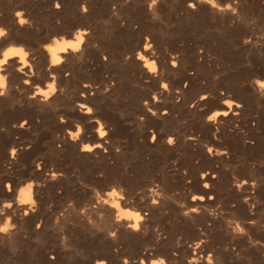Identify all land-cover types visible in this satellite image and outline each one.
<instances>
[{
    "label": "bare ground",
    "instance_id": "obj_1",
    "mask_svg": "<svg viewBox=\"0 0 264 264\" xmlns=\"http://www.w3.org/2000/svg\"><path fill=\"white\" fill-rule=\"evenodd\" d=\"M81 2L60 0L61 8L56 10L52 0H0V26L9 29L8 36L0 39V47L9 41L24 43L25 50L29 51L27 59L38 72L31 80L41 86L48 77L44 66L50 54L38 45L54 34L70 37L77 26L89 27L92 33L79 51L68 49L57 53L64 63L51 69L58 74L57 90L47 99L40 95L27 99L26 94L33 91L31 85H21L24 94H18L12 88L13 83L22 79L14 71L16 58L4 66L8 88L5 96H0V127L5 129L0 131V204L10 201L12 206L3 208L0 225L9 216L14 227L0 232V264H94L98 258L105 259L107 264H120V255L139 256L145 244H155L153 254L169 259L175 250L180 254L176 257L178 264H185L183 257L190 255L191 249L183 240L181 248L173 249L172 242L177 235L188 240L204 239L205 243L200 245L203 251L214 249V257L219 256L218 260L214 258V264H264V248L253 247L251 242L256 239L264 242V228L260 227L264 225V215H261L264 210V89L250 82L253 77L264 78V24L261 21L264 0H217L220 5L231 3L235 13L206 3L198 4L193 11L186 7V0H158L152 9L148 8L147 0H87L89 11L81 14ZM113 3L117 5L115 14L111 13ZM18 9H23L25 17L33 21L32 27L17 25L14 13ZM133 25L137 27L134 29ZM145 34L151 37L154 48L143 51V55L157 61L155 75L148 73L135 57ZM248 36L251 41L245 44L243 39ZM92 41L98 43V49L89 46ZM165 48L179 53L178 66L174 69L168 64ZM101 51L108 56L107 62L101 60ZM126 53H131L132 59L126 61ZM24 71H28L27 67ZM65 71L71 73L67 78ZM217 74L219 78L214 80ZM109 80L115 84L106 90L105 83ZM160 80L169 82L170 89L181 88L178 103L175 92H161L162 102L151 103V92L158 90ZM82 81L99 87L92 90L94 94L81 97L80 92L90 91L81 86ZM221 90L230 93L243 107L238 118L231 114L226 118L217 117L214 125L203 117L214 109L227 110L220 103ZM200 92H209L211 96L189 109L187 105ZM143 99H148L150 106L157 110L158 118L144 109ZM77 101L90 106L91 115L80 113L75 106ZM201 105L204 110L198 111ZM162 108L168 109V115L159 116ZM59 115H64L67 122L59 123ZM137 115L145 117L143 124L136 120ZM96 118L108 129L106 138L111 141L106 145L108 153L100 149L94 150L95 154L81 153L78 149L81 141H97ZM24 119L30 128L12 127ZM221 120L224 123L220 125ZM76 123L81 124L83 132L72 141L64 130L75 131ZM237 123L238 128L233 127ZM216 125L220 127L218 139L212 136ZM149 129L157 134L154 143H149ZM169 134L176 138L172 146L161 143ZM196 134L199 135L196 140L184 142V135ZM28 143L31 147L24 150L22 145ZM115 143L121 147L119 154L112 149ZM206 144L214 148L212 153L206 151ZM13 145L18 151L11 161L8 149ZM217 148H227L228 154H218ZM34 159L42 162L41 169H36ZM172 159L177 162L175 166ZM235 159L237 171L228 173L227 167ZM5 163L11 166L6 167ZM181 169L187 170L186 175ZM205 169L217 173L216 179L205 177L210 183L208 189L202 187L199 178ZM49 170L64 175L53 180ZM99 171L104 173L103 177L96 175ZM233 178L236 182L241 178H255L257 187L254 192L248 191L249 185L237 189ZM5 181L11 182V191L5 190ZM29 182L33 185L30 195L35 201L31 208L20 199L26 195L21 189ZM109 184H115L116 191L125 199L109 197L105 191ZM121 186L123 192H120ZM149 187L159 193L156 198L161 204L148 209L149 232L141 236L121 229L116 243L107 238L106 230L129 222L123 217L115 221L114 214L120 209H140L143 215L147 199L142 203L136 190L143 189L141 195L147 197ZM209 193L215 197L211 201L207 199ZM193 194H202L205 200L192 201ZM243 195H249V203L259 201L251 214L242 202ZM114 199L116 203L112 202ZM192 208L197 211H191ZM25 210L28 215L23 216ZM257 218L254 226L245 222ZM37 221L41 224L39 229L35 228ZM230 221L239 222L247 235L234 233V223ZM157 223L167 233V239L158 243L154 239L159 229L156 233L151 231ZM117 246L118 253L113 251ZM28 247L31 254L23 256L21 252ZM235 252H240V257ZM144 258L148 259L147 254ZM194 264H204V261H194Z\"/></svg>",
    "mask_w": 264,
    "mask_h": 264
},
{
    "label": "clouds",
    "instance_id": "obj_2",
    "mask_svg": "<svg viewBox=\"0 0 264 264\" xmlns=\"http://www.w3.org/2000/svg\"><path fill=\"white\" fill-rule=\"evenodd\" d=\"M158 3V0H147L148 8L152 9L154 5ZM200 3H206L210 5L213 8H218L221 10L224 9H230L233 13L236 12V8L232 7L231 3H225L223 5H220L217 3V0H186V7L191 10H196L197 5ZM52 7L56 10H59L61 8V3L60 0H52ZM117 9V5L113 3L111 5V13L115 14ZM79 11L81 14H86L89 11V8L87 6V0H82V2L79 5ZM14 15L16 16L17 20L16 23L18 26L23 27L26 24L29 27L33 26V21H30L27 17L24 15V10L23 9H18ZM57 24L60 23L59 18L56 21ZM123 24V21H121ZM137 25H133V28L135 29ZM39 31V28L36 29ZM9 34V29L0 26V39L6 38ZM91 29L89 27H80L77 26L74 29H72V35L69 37L63 33L60 34H54L48 39L46 42H42L38 45V47L44 51L45 53H49L50 57L47 60L46 65L44 66V71L48 73V77L43 81V86H41V83H33L31 80V77L33 75H37V69L33 66L32 63L27 59L29 56V51L25 50V44L24 43H17L14 41H9L6 43L3 47H0V96H5L6 89L8 88V73L5 72L4 66L8 64L9 60L12 58H16V64L14 66V71L21 74L22 79L18 83H13L12 88L16 90L18 94H24V88L21 87V85L24 86H29L31 85L33 91L30 93L26 94L27 99H34L37 95H40L43 99L49 98L54 92H56V81H57V73L53 72L51 69L53 67H58L62 63H64V60L61 56L57 55V53L65 52L68 49H71L73 52H77L81 49L82 45L85 44V38L91 36ZM251 41V37H245L243 39V42L245 44L249 43ZM90 47L93 48H99V45L96 41H92L91 44L89 45ZM154 48V43L151 40V37L148 34H145L143 36V43L140 45V47L137 48L135 57L138 61L142 62V67H146L148 70V73L155 75L157 73V61L156 60H149L143 55V51H147L149 49ZM165 51L168 53V64L171 66V68H176L178 66V59L177 57L179 56V53H172L169 52L167 48H165ZM198 51H203L202 49H198ZM155 55V53H153ZM100 57L103 62L108 61V56L105 54V52L101 51L100 52ZM124 59L130 60L132 59V54L131 53H126L124 56ZM250 66V65H249ZM27 67L28 71L25 72L24 69ZM192 74V73H190ZM71 73L68 71L64 72L65 78L70 76ZM105 76H107V73H105ZM219 78V74L214 75L213 79L216 80ZM147 82V80H146ZM250 82L252 84H255L258 88L264 89V78L260 77H253ZM203 83V82H202ZM106 84V90H109L112 88L115 84V81L109 80ZM81 86L83 88H87L90 91L86 94L85 92H80L81 97H86L87 95H92L94 94V91H92L94 88H98L99 85H93L92 83L88 81H82ZM183 87H187V81L184 82ZM171 93L175 92L176 96V102L178 103L181 99V88L177 87L174 89H170L169 87V82L165 80H160L159 81V88L158 90H153L151 92V103H160L161 101V95L160 93ZM220 95L223 97L221 99L220 103L224 106H226V109H214L211 112H209L207 115H205L203 118L206 122H212L214 125L216 124L217 117H228L229 114H231L233 117H239L240 116V109H242V104L238 102L237 100L233 99L231 94H225L223 90H221ZM211 96V93L209 92H200L191 102L187 105L189 109L196 108L198 103L201 101L207 100ZM144 109L150 113L153 117H157V110L154 109L153 107L150 106L149 100L148 99H143L141 101ZM76 108L80 111L82 114L86 115H91L93 112V109L90 106L85 105L84 103L77 101L75 104ZM204 106L201 105V107L198 109V111H203ZM121 117H123V113H119ZM168 115V109L167 108H162L159 111V116H166ZM145 117L143 115H137L136 120L139 121L140 123L143 124ZM57 120L59 123L63 124L67 122V118L64 115H59L57 117ZM94 122L96 124L95 127V133L97 135V141L96 142H88V141H81L80 146L78 147L79 152L81 153H92L95 154L96 149H100L103 153L107 154L108 153V147L106 145H109L111 141L107 139L108 135V129H105L104 127V122H102L99 118L94 119ZM186 122V121H185ZM224 121H220V125L223 124ZM12 127L14 128H20V129H28L31 126L28 125V121L26 119L21 120L19 123H13ZM233 127L238 128V123L234 124ZM5 129L0 127V131H4ZM241 132H243V129H239ZM220 131L219 125H216L214 127V131L212 132V136L214 139H218V132ZM65 134L68 136V138L72 141H76L81 133L83 132V128L81 124L76 123L75 124V131L71 129H65L64 130ZM150 136H149V143H154L157 138V134L154 130L149 129ZM59 134V133H58ZM33 135H38L37 133H33ZM199 137L198 134L196 135H184L183 140L184 142H187L188 140H196ZM102 141V142H101ZM161 143L166 144L168 146H172L176 143V138L173 135H166L163 137L161 140ZM246 143H251V141H246ZM24 150H27L28 148L31 147V143L22 145ZM59 147V145H57ZM112 149L115 153L119 154L121 152V147L119 143L112 144ZM218 154H224L227 155L228 151L227 148H217L215 149ZM18 148L17 146L13 145L8 149L9 152V157L10 160H15L16 155H17ZM206 151L208 153H212L214 151V148L210 145L206 144ZM35 163V167L37 170L41 169L42 167V162L39 160H33ZM197 163L199 160L197 159ZM264 162V161H262ZM173 166L176 165V160L172 161ZM254 165V163L252 164ZM6 167H10V163H5ZM182 174L186 175V169H181L180 170ZM50 172V177L51 179L55 180L57 176H63V172H55L51 171ZM98 177H103L104 173L102 171H99L96 173ZM251 173L248 174L250 176ZM211 176L212 179L217 178V173L214 171H211L210 169H205V171L199 173V178L203 182L202 187L204 189H208L210 187V183L208 180L205 179V177ZM239 182H236L235 178H233V182L235 183V187L237 189H240L243 185H249V192H254L255 188L257 187V181L255 178L249 179V178H241L238 180ZM189 184L191 183V180L188 179L187 181ZM32 182L28 183V186L26 188L21 189V193H26V195H22L20 197L21 202H27L29 204V207L31 208L32 205L35 203L33 201L31 195H30V189L32 188ZM11 182L10 181H5L4 188L6 191H11ZM123 187L121 186L120 192H123ZM58 193L61 191L60 189L57 190ZM106 194L109 197L112 198H118L120 200L125 199L123 195H120L116 191V186L115 184H109L108 187L105 189ZM143 189H137L136 194L140 195L141 202L143 203L145 199H147V204L145 205V209L143 210V215H141V210H129L127 208L120 209L118 213L114 214V219L115 221H119L120 218H126L128 223L123 224L120 228L112 227L106 230V237L111 239L114 243L117 242L118 240V232L123 229L126 232H131V233H139L141 236L146 235L149 232V226L146 223L148 217H149V208L153 207H160V201L156 198L159 193H156L153 188L149 187L148 188V195L147 197L141 195L143 192ZM215 197L213 194L209 193L207 196L208 200H213ZM190 199L192 201H196L197 199L203 201L205 200L204 195H199L197 196L196 194H193L190 196ZM242 202L247 205L249 213H252V209L255 207V204L259 201H253L252 203H249V195H243L241 197ZM113 203H116L115 199L112 201ZM11 202L10 201H4L2 204H0V214L3 212V208H11ZM117 208H119V205H116ZM34 211V209H33ZM191 211L195 212L197 211L196 208H192ZM167 211L165 210L164 214H166ZM163 214V215H164ZM186 213H182L184 215ZM23 216L28 215V210H25L22 213ZM261 215H264V210H262ZM147 218V219H146ZM258 219H249L245 221L249 225H256L258 222ZM11 217L5 216L2 225H0V232H6L10 227H14L10 223ZM209 225L211 222H208ZM229 223H234L233 227V232L234 233H239L241 235H247V230L243 227H241L239 222H229ZM143 224V231L141 229V225ZM41 227L40 221H37L35 224V228L39 229ZM261 228H264V225L260 226ZM157 229H159V235L154 239L156 243H158L161 239H167V233H165L161 226L157 223L154 226L151 227V231L153 233H156ZM201 235L202 229H199ZM183 240V244L187 245L188 248L191 249V254L190 255H185L183 257L185 264H194V261H204V264H214V258L219 259V256L215 255L214 257V249L208 250L206 253L203 251V248L200 247L201 244L205 243L204 239H194V240H188L183 238L182 235H177L175 240L172 242V247L173 249L176 248H181L182 244L181 241ZM249 240L251 241V237L249 236ZM252 242V246H260L264 248V242L256 239ZM194 245V246H193ZM155 244H145L141 250V254L139 256H134V257H129V255H120L119 260L120 264H178V261L176 257H178L180 254L173 250L171 252V257L172 259L166 258L162 255H154L153 250H154ZM227 247V246H226ZM197 249H199V254L197 255ZM114 252L118 253L120 251L119 246L113 249ZM233 251L235 249L233 248ZM147 254L148 259L145 260L144 256ZM237 257H240V252H235ZM264 255V253H262ZM248 261L251 260V258H247ZM94 264H107V261L105 259L98 258L94 261Z\"/></svg>",
    "mask_w": 264,
    "mask_h": 264
},
{
    "label": "rangeland",
    "instance_id": "obj_3",
    "mask_svg": "<svg viewBox=\"0 0 264 264\" xmlns=\"http://www.w3.org/2000/svg\"><path fill=\"white\" fill-rule=\"evenodd\" d=\"M255 16H258V14H257V15L255 14ZM255 16H254V19H258V18H259V16H258V18L255 17ZM252 19H253V18H252ZM254 19H253V20H254ZM261 21H262V23L264 24V17H262ZM175 158L177 159L178 156H177V157H174L173 159H175ZM173 159H172V160H173ZM235 161H236V159H235ZM235 161L233 160V161H232L233 163L231 162L230 166L227 167V169L230 171V172H229V171L227 170L228 173H234V171H237L236 168L238 167V164H237L238 162H237V161L235 162ZM232 165L234 166L233 170L231 169V168H232ZM235 166H236V167H235ZM29 249H30L29 247H28L27 249H25V250L22 249L23 252H21V254H22L23 256H24V255H25V256H29V255L31 254V249H30V250H29ZM24 252H25V253H24Z\"/></svg>",
    "mask_w": 264,
    "mask_h": 264
}]
</instances>
